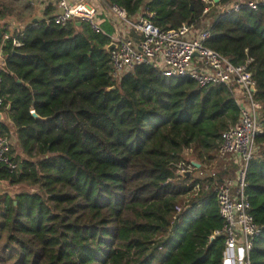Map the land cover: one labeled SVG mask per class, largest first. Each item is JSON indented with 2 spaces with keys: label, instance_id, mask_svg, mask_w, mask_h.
<instances>
[{
  "label": "trees",
  "instance_id": "1",
  "mask_svg": "<svg viewBox=\"0 0 264 264\" xmlns=\"http://www.w3.org/2000/svg\"><path fill=\"white\" fill-rule=\"evenodd\" d=\"M105 1L131 16L146 7L162 30L199 26L206 8L204 0ZM51 10L12 29L13 16L34 9L29 0H0V98L11 104L24 156L11 149L18 168L0 166V181L38 189L0 196V264H222L225 240H211L224 227L215 181L177 171L191 164L187 154L207 164L215 158L222 133L239 120L235 93L166 77L151 65L115 83L107 48L116 31L108 19L101 16L99 32L86 23L63 27ZM209 17L207 46L235 66L252 60L262 104L247 195L262 229L250 260L264 264V8ZM223 172L220 182L229 176Z\"/></svg>",
  "mask_w": 264,
  "mask_h": 264
},
{
  "label": "built area",
  "instance_id": "2",
  "mask_svg": "<svg viewBox=\"0 0 264 264\" xmlns=\"http://www.w3.org/2000/svg\"><path fill=\"white\" fill-rule=\"evenodd\" d=\"M109 20L120 30V34L112 39L109 48L111 78L119 83L122 78L136 67L151 65L159 69L162 75L174 78H189L200 86L224 85L245 100H239L240 116L238 123L224 131L217 150V159L228 166L234 167L233 177L220 182L221 170L214 163L205 164L199 170L194 164H180L177 174L186 176L188 173L199 172L200 180L215 181L214 190L219 215L224 221L221 231L216 236L223 237L225 249L222 264H251L250 254L255 240L261 235L262 229L255 223L252 206L247 195V169L249 163L258 153L257 137L263 135L259 125L262 104L255 99L256 81L249 70L252 60L245 65L235 66L220 53L210 49L207 42L211 38V19L216 16L235 14L243 9L258 10L264 8V0H235L229 4H216L214 0H204L206 8L202 14L201 25L183 26L178 29L162 30L152 22L154 13L147 8L140 12L135 22L130 21L127 11L117 4H109L101 0ZM57 9L53 14L54 22L66 26L70 22L86 23L99 32L100 11L87 3H71L68 0H41ZM128 27L141 37L137 43L130 39L122 30ZM125 31V30H124ZM122 34V35H121ZM11 39L10 35L5 36ZM14 46H21L13 40ZM5 107V100L0 98V110ZM9 138L0 135V166L16 171L18 165L12 161ZM208 186L206 190H208ZM200 189L196 185L195 192ZM177 213L182 207H176Z\"/></svg>",
  "mask_w": 264,
  "mask_h": 264
},
{
  "label": "crops",
  "instance_id": "3",
  "mask_svg": "<svg viewBox=\"0 0 264 264\" xmlns=\"http://www.w3.org/2000/svg\"><path fill=\"white\" fill-rule=\"evenodd\" d=\"M69 2L71 3H76V2H84V3H87L91 6H94L96 7L99 11H100V15L99 17L101 18V16L104 18V19H108V21L110 22V24L112 25V27L115 29L116 33L115 35L112 37L115 38L116 36H118L121 32L120 30H118V28H116L115 25H113L112 23V20H109V15H107L106 13V9L104 8L103 4H102V1L101 0H68ZM31 6L33 7V9L35 10V14L32 16V17H27L26 20H23V19H20L19 17L17 16H13L9 23H11L12 25V29H16V27L18 26L20 29L24 28L28 23L30 22H33V23H36L38 21H41L43 20L45 17V13L47 11V9L51 8L53 11V14L55 12H57V9L49 4H46V3H42L41 0H29ZM146 9V7H143L137 14H135L134 16H130V21L132 22H135L138 18V16L140 15V12H144ZM40 14V15H39ZM39 16V17H37ZM210 22V25H212V20L209 21ZM78 26L79 23H77ZM4 24L2 22H0V28H3ZM38 27V26H36ZM125 30V31H124ZM122 30V34H126L130 39H132L134 42H138L141 40V37L139 35H137L135 32H133L131 29H129L127 26L125 27V29ZM121 34V35H122ZM10 35V34H9ZM11 36V35H10ZM4 58H3V55H2V49H1V46H0V71L3 69L4 67ZM10 109H11V104L8 103L4 108H2L0 110V131L2 130V128L5 126L7 127L9 130V133H6L4 132L3 130V135L5 134V136H7L9 138V142H10V148L12 150H14V156H20L21 158H24L22 152L20 151V149L18 148V141H17V135H16V130H15V125L13 123V120H12V115H11V112H10ZM3 126V127H2ZM2 135V134H0ZM215 158L212 159L209 163L212 164V163H218V159H217V154L214 155ZM185 158L188 160V161H191V164H195V168L197 170L201 169L203 167L202 164H207V162H200L196 159V157L194 155H189L187 154L185 156ZM202 163V164H201ZM222 163V162H220ZM197 164L200 165V167L198 168L197 167ZM219 165V164H218ZM228 166H221L219 165V169L222 171H225L226 168ZM197 170L193 173H191V175L189 177H193L194 179L198 178L199 179V172H197ZM228 171L232 172V170L230 169H227ZM197 175V177L195 178L194 176ZM193 179V181H194Z\"/></svg>",
  "mask_w": 264,
  "mask_h": 264
},
{
  "label": "rangeland",
  "instance_id": "4",
  "mask_svg": "<svg viewBox=\"0 0 264 264\" xmlns=\"http://www.w3.org/2000/svg\"><path fill=\"white\" fill-rule=\"evenodd\" d=\"M25 9V8H24ZM26 10V9H25ZM23 12V11H22ZM25 15L27 14L26 12H23ZM35 14V10L31 13V15H29L30 17H32L33 15ZM40 15V14H39ZM17 17H20L21 19H23V20H26V17H27V15H26V17H22L21 15L20 16H17ZM37 17H39V16H37ZM239 100H245V97L244 96H238V101ZM216 164V163H215ZM221 165L222 167L224 166V164L223 163H220V161H218V163L216 164L217 166H219V165ZM230 170H234V167H231L230 168ZM226 172H228L229 173V176H228V178H232L233 177V172H230V171H228V170H225V172H223V173H226ZM222 173V174H223ZM228 175V174H227ZM195 178L197 177V175H195L194 176ZM227 178V177H226ZM5 185L7 186L8 184L7 183H5ZM9 193H10V195L12 196V197H14V196H16L17 194H19V193H22V192H29V193H35V192H38V189L37 188H32V187H28V186H26V185H22V186H16V187H13L12 189H10L9 191H8ZM2 192L0 191V194H1ZM194 196V194H192L191 196H189L188 198H187V201L190 199V198H192Z\"/></svg>",
  "mask_w": 264,
  "mask_h": 264
},
{
  "label": "water",
  "instance_id": "5",
  "mask_svg": "<svg viewBox=\"0 0 264 264\" xmlns=\"http://www.w3.org/2000/svg\"><path fill=\"white\" fill-rule=\"evenodd\" d=\"M214 2L216 3V4H219V3H221V0H214ZM79 25H81V23H79ZM113 49V46H111L110 48H107V51L109 52V51H111ZM20 82V81H19ZM115 88L113 87V88H111L110 89V91L111 90H114ZM252 92L253 93H257V89L256 88H253L252 89ZM31 115H32V117L35 119V120H39V121H46L47 119H45V118H42V117H40L35 111H32L31 112ZM195 165V164H194ZM197 167L199 168L200 167V165H198L197 164ZM187 177H189L190 176V174L188 173L187 175H186ZM5 183H7V182H4V181H0V191L2 192L1 194H0V196H2V195H10V193L8 192L10 189H12L13 187L12 186H10L8 183V185L6 186L5 185ZM11 196V195H10ZM188 207H186V209H187ZM211 240H213V239H211Z\"/></svg>",
  "mask_w": 264,
  "mask_h": 264
}]
</instances>
